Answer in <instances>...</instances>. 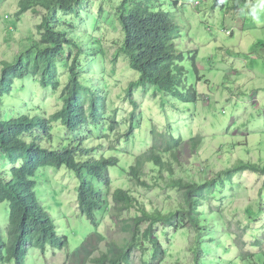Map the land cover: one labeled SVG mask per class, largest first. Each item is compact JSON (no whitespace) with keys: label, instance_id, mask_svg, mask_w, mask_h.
<instances>
[{"label":"rangeland","instance_id":"374dc122","mask_svg":"<svg viewBox=\"0 0 264 264\" xmlns=\"http://www.w3.org/2000/svg\"><path fill=\"white\" fill-rule=\"evenodd\" d=\"M20 1L0 0V71L2 60H14L29 47L28 37H40L37 25L42 14L38 16L30 10L18 18ZM128 1L131 7L143 1L152 8H162L178 23L182 31L180 49L188 57V77L198 90V100L176 108L171 104L163 105L154 85L136 89L134 97L140 103L139 128L126 139L123 134L129 127L133 110L126 95L127 87L139 73L124 59L125 55L115 59L125 37L119 20L124 0H86L78 16L67 15L81 34L83 81L98 86L107 98V120L102 125L108 127L111 116L118 120L116 129L108 131L109 137L100 126L89 128L93 130L92 135L85 129L79 136H86L87 144L98 146L94 153L118 155L120 163L110 168L113 188L105 190V194L111 207L99 212L98 226L80 211L81 180L75 171L67 165L39 168L33 178L35 194L50 214L59 235L66 236L69 243L64 250L49 247L46 253L32 248L24 264H89L102 253L127 244L131 238L130 215L127 211L120 214L112 206L111 196L118 186L136 190L127 171L135 163V155L150 146L153 124L163 131L172 125L173 133L182 134L186 139L196 134L203 137L193 154L187 152L181 163L176 164L172 174L175 178L202 181L237 159L264 164V0H247L239 3L238 8L231 7L234 0H220L218 6H214L215 0ZM254 9L258 20L252 18ZM193 56L198 71L189 59ZM65 60L66 56L58 59L61 80L58 90L43 87L32 76L17 79L12 94L3 99V117L12 119L22 112L50 117L60 110L69 80ZM52 132L53 143L62 146L77 139L61 121L53 122ZM111 141L117 150L110 149ZM42 145L54 146L46 141ZM19 163L14 166L7 156H0V170H11ZM145 171L150 173L145 178L152 187L137 188L144 194L145 201L170 208L182 200L179 192L166 187L167 173L152 171L147 165ZM263 187L264 176L250 171L219 186L205 203L212 211L208 213V231L195 243L198 260L194 261V254L188 249L194 241L193 229L169 228L167 234H162L163 227H159L166 254L162 261L152 260L151 263L264 264V194L260 196ZM9 223L10 206L4 202L0 204V234L5 242L10 240ZM145 259L150 261L151 257L136 251L132 264H144Z\"/></svg>","mask_w":264,"mask_h":264},{"label":"trees","instance_id":"16d2710c","mask_svg":"<svg viewBox=\"0 0 264 264\" xmlns=\"http://www.w3.org/2000/svg\"><path fill=\"white\" fill-rule=\"evenodd\" d=\"M85 1L21 0L19 4L18 18L32 10L38 16L42 14V20L37 25L40 37H28V48L19 52L14 60L1 61L0 156H7L14 166L19 162L20 165L11 170H0V204L8 202L10 206V240L5 242L0 234V264L13 261L24 264L29 250L35 247L46 253L49 247L64 250L68 246L69 239L59 235L50 214L35 194L36 182L33 178L39 168L67 165L75 171L81 180L78 189L80 211L94 226L99 225V212L111 207L108 206L105 190L113 188L110 168L118 166L120 158L115 154L94 153L98 146L87 144L88 138L79 136L85 129L88 135H92L93 130L89 128L100 126L102 131H106V137H109L108 131H114L118 125L115 116H111L108 127L102 125L107 120L106 95L98 86L83 81L85 65L81 57L84 52L80 44L81 34L67 15L74 13L78 16L80 6ZM219 2L215 0L214 6H218ZM242 2L247 0H234L231 7L238 8ZM120 10L119 20L125 37L115 59L125 55L124 59H128L131 67L139 73L138 78L129 83L126 94L133 110L130 112L129 127L123 135L130 139L139 128L140 103L134 97L136 89L154 85V89L161 94L163 105L171 104L176 108L195 103L199 93L188 77V57L180 49L182 31L178 23L164 9L152 8L143 1L131 7L129 1L124 0ZM64 56V69L68 70L69 80L66 92L62 95L63 107L50 117L22 112L12 119L4 118L3 99L12 94L17 79L32 76L43 87L60 88L58 59ZM189 59L198 71L195 57ZM54 121H61L64 127L77 135V139L70 140L65 146L53 143ZM172 130V125L164 131L156 124L152 125L150 146L135 155L136 161L127 171L136 190L118 186L112 192V206L120 214L127 211L130 215V240L124 247L102 253L89 264H132V256L136 251L151 257L150 261L145 259L144 264H152V260L162 261L166 249L159 227H163L162 234H167L169 228L175 231L193 229L194 241L188 249L193 252L194 261H197L199 251L194 250L195 243L200 242L203 233L208 231V213L212 211L207 208L206 200L214 195L215 189L225 182H231L244 171L264 176V164L237 159L202 181L175 178L172 174L176 164L181 163L187 152L192 155L203 137L196 134L186 139L182 134L175 135ZM44 141L55 145L45 147L42 145ZM111 143L110 149L117 150L118 147ZM145 165L152 171L167 173L169 179L165 180L166 187L182 196L177 205L161 208L148 202L150 200L145 201L144 194L137 190L138 187H152L145 178L150 175L145 171ZM263 190L264 187L260 190V196H263Z\"/></svg>","mask_w":264,"mask_h":264},{"label":"clouds","instance_id":"9594fccd","mask_svg":"<svg viewBox=\"0 0 264 264\" xmlns=\"http://www.w3.org/2000/svg\"><path fill=\"white\" fill-rule=\"evenodd\" d=\"M251 15H252V18H253L254 20H258V19H259L258 15H257V13H256V11H255V9L252 11Z\"/></svg>","mask_w":264,"mask_h":264}]
</instances>
